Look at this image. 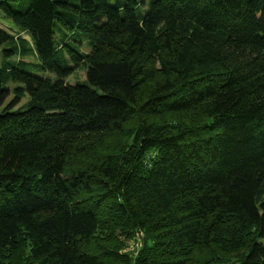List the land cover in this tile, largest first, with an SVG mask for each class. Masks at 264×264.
<instances>
[{
	"label": "trees",
	"instance_id": "obj_1",
	"mask_svg": "<svg viewBox=\"0 0 264 264\" xmlns=\"http://www.w3.org/2000/svg\"><path fill=\"white\" fill-rule=\"evenodd\" d=\"M0 21V264H112L89 244L124 221L155 235L144 264H192L234 225L264 239V0H0ZM138 117L128 155L85 158Z\"/></svg>",
	"mask_w": 264,
	"mask_h": 264
},
{
	"label": "rangeland",
	"instance_id": "obj_2",
	"mask_svg": "<svg viewBox=\"0 0 264 264\" xmlns=\"http://www.w3.org/2000/svg\"><path fill=\"white\" fill-rule=\"evenodd\" d=\"M0 22L3 25L5 23V25H7L8 27H15L14 24L9 21ZM67 33V36H62V32H60V29L57 27V42L66 41L70 48L81 54L89 53L92 50L90 40L85 34L79 32ZM21 35H23V37L28 40V43L31 46H34L32 37L29 33L22 32ZM18 59V56H14L10 58L9 61ZM30 59L33 62H37L38 58L34 51L31 54ZM5 61L6 60L0 53V66L3 65ZM72 64L75 65L74 63ZM87 68V64L84 61H80L78 66L74 67L73 72L66 77V80H68V82L70 83L86 82ZM160 69V64L159 62H157L155 65V70L158 71ZM40 75L55 78V76L50 73H40ZM8 85L11 88L15 87V84L12 82H9ZM12 98L13 94H11L9 100ZM29 99L30 96L25 93L16 108H24L28 104ZM138 123L139 117L136 118V120H133L130 124L125 126L124 129L120 131L105 132L88 137L86 142L91 143L85 158L95 164L97 155L102 156V158L104 159L109 155H112L116 158H121L123 155H128V153L133 150V137L132 132H129V129H131ZM170 124L175 125V123L173 122H170ZM157 156L158 153L155 150L149 151L146 154L143 166H149L157 158ZM97 162H99V160H97ZM124 162V165L128 166V161L126 160ZM91 171L94 172L92 169ZM97 189L101 193L106 191L103 183H100V186H97ZM111 197L105 194L106 200L111 199ZM113 227L114 226L112 225V230L117 228L115 233H112L110 231L107 232V230L105 231L102 229L100 232H98L97 236L94 239L95 241L89 244L91 250L98 253L103 250L105 251V249L108 250L109 255L108 257H106V260L110 261L112 264H144L147 263L148 260H150L152 253L150 252V250L154 245L153 241H155V235L153 236L152 232L137 228L136 225H133L128 221H124L120 226L117 225L115 228ZM222 234L223 242L216 240L211 245H206L200 248L201 250L199 252L193 254L194 260L192 261V264H234L238 260H240L242 256L246 254V252H248L254 242L257 241L264 244V239L258 238L257 228L255 227L249 229L243 237H240L241 232L237 225L231 226L230 229L226 230ZM104 235H106L103 238L105 240L101 238ZM234 235L238 239V241H236V244L242 243L239 248H237L236 244H234V240L231 239V237H233ZM101 239L105 241L104 245ZM98 241L101 242L99 243ZM24 254L27 256L26 249ZM25 261L29 260L24 259V262ZM22 264L24 263L22 262ZM25 264H29V262H26Z\"/></svg>",
	"mask_w": 264,
	"mask_h": 264
}]
</instances>
